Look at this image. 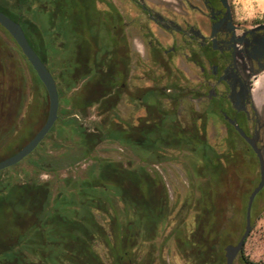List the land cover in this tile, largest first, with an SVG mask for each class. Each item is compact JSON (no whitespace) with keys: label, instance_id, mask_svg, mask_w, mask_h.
Segmentation results:
<instances>
[{"label":"trees","instance_id":"trees-1","mask_svg":"<svg viewBox=\"0 0 264 264\" xmlns=\"http://www.w3.org/2000/svg\"><path fill=\"white\" fill-rule=\"evenodd\" d=\"M20 1L25 11L20 9L15 15L4 12L21 24L29 43L48 68L52 45H61L62 84L57 85L63 96L77 86L82 71L78 66L77 73L69 75L68 69L75 65L71 67L67 47L72 44L73 54L81 61L85 35H99L105 26L110 31L112 24L93 23L95 0ZM25 14L33 18L24 17ZM93 79V94L81 89L66 99L64 102L72 110L59 115L45 140L24 160L35 176L27 175L24 180L12 176L11 171L21 163L0 171V264H152V252L139 258L137 250L153 244L171 222L174 211L163 176L150 166L167 160L170 151L194 156L198 164L195 171L201 180L196 187L198 195L192 197L194 230L188 232L178 223L171 231L178 251L191 264H226L225 247L235 232L222 228L220 201L228 190L238 192L239 182L252 185L248 177L255 168L252 156L241 147L240 138L231 137L228 150L217 151L197 126H185L175 110L163 107L162 94L157 89L149 96L152 113L158 117L142 121L135 128L130 122L120 124L104 115L90 131L77 117L70 116H85L94 99L100 101L102 111L114 107L113 92L118 84L111 75ZM182 95L176 92L166 97L177 108ZM48 140L54 149L61 150L59 155L50 153ZM105 142L127 149L140 164L125 165L94 156ZM85 160L92 163L81 174L61 177L63 170ZM240 161L245 163L247 178L236 169ZM41 174L51 179L43 181ZM243 192L242 188L239 202L247 207L248 193L244 197ZM263 206L264 189L253 204L252 229L261 218ZM241 219L244 225L246 214ZM241 257L242 264H257Z\"/></svg>","mask_w":264,"mask_h":264},{"label":"flooded vegetation","instance_id":"flooded-vegetation-1","mask_svg":"<svg viewBox=\"0 0 264 264\" xmlns=\"http://www.w3.org/2000/svg\"><path fill=\"white\" fill-rule=\"evenodd\" d=\"M117 2L118 5L109 0L101 9L94 1L99 18L95 17L93 23L105 17L103 21L112 24L103 47L95 46L92 40L98 43L99 35H93L92 49L83 53L81 61L73 54V45L67 47L71 67L75 65L68 69L69 75L73 77L82 69L76 83L80 77L81 82L72 90L81 87L92 95L93 78L111 75L118 81L113 92L115 105H121L124 98L129 97L133 105L146 111V115L139 116L137 124H133L137 128L142 121L151 119L149 95L157 88H147L137 97L136 69L149 68L162 78L181 77L191 83L178 90L185 93L178 103L193 102L198 108L203 107L206 116L216 115L226 132L239 137L243 148L254 153L230 123L235 121L264 156V113L259 114L257 109L264 99V82H254L264 73V23L238 24L229 0ZM172 89L166 91L172 92ZM92 102L96 103L97 99Z\"/></svg>","mask_w":264,"mask_h":264},{"label":"rangeland","instance_id":"rangeland-1","mask_svg":"<svg viewBox=\"0 0 264 264\" xmlns=\"http://www.w3.org/2000/svg\"><path fill=\"white\" fill-rule=\"evenodd\" d=\"M97 7L104 9L106 2L109 0H95ZM117 5L118 0H110ZM127 2L128 0H122ZM151 2H160L162 0H149ZM232 8L234 18L240 25L255 26L264 23V0H229ZM94 7V6H93ZM91 7L90 9H92ZM0 9L10 15L19 14L23 9L20 0H0ZM93 10V9H92ZM91 10V14L93 11ZM97 18V13L94 14ZM33 18L31 14L24 15ZM105 17L102 18L101 22ZM106 24V23H105ZM95 36V35H94ZM94 36L90 37L89 34L85 35L84 41L86 45L82 48L83 53L92 49L91 40ZM107 37V27H103L98 36V43L93 41L95 46L100 48L104 46ZM88 46V47H86ZM61 45L55 42L51 48V57L49 59L48 68L55 76L57 84H62L61 73L63 68H60L61 54L59 53ZM90 47V48H89ZM78 48V47H77ZM76 59V58H75ZM78 59V58H77ZM81 80L76 83L79 85ZM257 82H264V73L254 80ZM191 81L182 80L180 77L170 76L169 78H162L160 73H152L149 68H137L135 73L136 96L142 95V92L147 88H157L162 96L160 101L166 110H175L177 117L187 127L197 126L201 132L205 134L209 144L217 151L224 153L228 150V141L231 137L226 132L223 122L214 114L206 116L203 107L198 108L193 102L188 103L186 100L179 107H175L170 101L166 99L167 94H176L178 90L184 89L189 86ZM175 87L174 89H172ZM255 87V85L253 86ZM171 88L172 92H167L166 89ZM82 88L69 90L65 95L60 96L59 115L64 112H70L72 107L64 102L66 99L72 98ZM182 94V92H180ZM185 94V93H184ZM183 94V95H184ZM60 95V94H59ZM100 101L93 103L85 110V116L74 114L70 117H77L88 130L93 131L94 124L99 122L103 116H110L112 119L122 124L123 122H130L132 125L137 124L139 116H145L146 111L137 108L129 97L124 98L121 105L108 107V110H100ZM259 114L264 113V99L262 104L257 106ZM49 112V100L47 91L41 81L38 79L36 73L32 70L31 65L24 57L22 51L13 40V38L0 26V162L6 158L17 153L22 149L43 127ZM103 113V115H102ZM104 116V117H105ZM152 117H158L157 113ZM151 117V118H152ZM202 117V120H199ZM49 151L51 154L57 156L61 150L54 149L51 140L47 141ZM241 147L243 143L240 141ZM252 156L253 164L255 165L254 172L248 177V171L244 161L236 164V169L245 178L248 177V182H239L237 185L238 192L234 193L231 190L222 197L220 201V208L223 215L222 228L234 233L230 235L227 245L236 244L244 232L246 221L242 223V216L245 215L246 204L243 205L239 202L241 197V189H244L243 196L248 193L246 200L253 191L260 180V170L257 157L254 153L249 152ZM168 159L158 165L150 166L163 176L167 186L172 208L173 217L171 222L167 224L161 231L159 237L153 244H147L137 250L139 258L146 257L152 252L150 260L152 264H191L188 260L184 259L179 251L176 240L171 236L173 227L181 223L182 228L188 232L194 230V216L195 213V200L193 196H197V185L201 181L200 177L195 171L197 161L194 156L186 152L170 151ZM94 156L109 159L117 162H123L128 165L130 162L134 165L140 164V160L133 155L130 151L120 147L118 144L105 142L100 145ZM91 160H85L78 163L74 167H70L61 172V177L76 176L81 174L90 164ZM228 169V168H227ZM229 171L227 179L231 180ZM11 175L17 179L24 180L27 175L32 177L35 173L32 167L28 166L26 162H22L19 167L11 171ZM40 179L48 181L51 179L46 174H41ZM244 186V187H243ZM255 186V187H254ZM177 218L175 219V217ZM234 217L238 218L234 220ZM99 250L104 254L102 246ZM241 256L257 263L264 264V206L261 218L255 224L249 238L246 241L243 254L239 255L234 264H242Z\"/></svg>","mask_w":264,"mask_h":264},{"label":"water","instance_id":"water-1","mask_svg":"<svg viewBox=\"0 0 264 264\" xmlns=\"http://www.w3.org/2000/svg\"><path fill=\"white\" fill-rule=\"evenodd\" d=\"M0 26L6 30L22 51L23 55L35 71L37 77L44 85L49 100V112L45 124L22 149L0 162V171H4L22 163L26 158L31 156L48 136L59 118L60 95L56 79L39 54L29 43L21 24L17 23L8 15L0 11ZM230 123L235 126L242 138H244L253 148L259 163L260 180L248 197L246 207V225L243 234L236 244H230L225 247L226 264H234L238 256L244 250L246 241L252 232L253 204L258 194L264 189V156L261 150L257 147L253 139L246 137L243 130L236 125L235 121H230Z\"/></svg>","mask_w":264,"mask_h":264}]
</instances>
